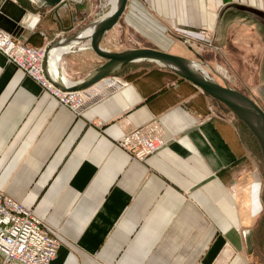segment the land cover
<instances>
[{"label":"crops","instance_id":"1","mask_svg":"<svg viewBox=\"0 0 264 264\" xmlns=\"http://www.w3.org/2000/svg\"><path fill=\"white\" fill-rule=\"evenodd\" d=\"M30 1L0 0V28L42 49L104 16L94 0H69L61 19ZM70 47V82L106 61L87 39ZM100 47L198 60L231 86L213 49L264 109V0H127ZM83 90L74 112L0 52V191L60 231L52 264H264L263 159L232 111L151 61ZM155 125L163 143L146 158L119 146Z\"/></svg>","mask_w":264,"mask_h":264},{"label":"built area","instance_id":"2","mask_svg":"<svg viewBox=\"0 0 264 264\" xmlns=\"http://www.w3.org/2000/svg\"><path fill=\"white\" fill-rule=\"evenodd\" d=\"M0 52L8 63L26 71L60 105L74 112L87 107L92 97L84 90H63L48 80L42 67L44 49L19 43L11 32L0 28ZM162 143L157 125L146 134L134 128L118 141L120 147L139 160L152 154ZM58 246L57 235L32 209L0 191V264H52Z\"/></svg>","mask_w":264,"mask_h":264},{"label":"water","instance_id":"3","mask_svg":"<svg viewBox=\"0 0 264 264\" xmlns=\"http://www.w3.org/2000/svg\"><path fill=\"white\" fill-rule=\"evenodd\" d=\"M41 7L53 8L54 14L58 17L57 10L67 0H38ZM127 0H116L113 9L109 10L103 17L91 21L74 34L52 41L45 49L43 59V71L54 85L63 90H82L92 86L99 80L114 74L124 65L151 61L156 62L179 74L183 78L198 85L205 93L215 100L224 104L236 117H238L255 136L263 159L262 167V200L264 203V109L249 95L239 91L227 84H220L210 77L203 69H198L192 59L158 51L152 48L130 49L121 52H112L100 47V42L106 31L111 29L118 21L124 10ZM2 17V13H0ZM10 31V30H9ZM82 39L89 40V47L99 57L106 61L94 69V71L83 81L67 87L61 78H51L47 71V58L50 50L65 45L71 46Z\"/></svg>","mask_w":264,"mask_h":264},{"label":"bare ground","instance_id":"4","mask_svg":"<svg viewBox=\"0 0 264 264\" xmlns=\"http://www.w3.org/2000/svg\"><path fill=\"white\" fill-rule=\"evenodd\" d=\"M37 3L39 2L38 0H36ZM69 0H67L66 3H68ZM110 2L112 3L111 7L109 8V10L113 9L114 5H115V2L116 0H110ZM66 3H64L63 5H65ZM60 8V7H59ZM58 8V9H59ZM108 10V11H109ZM57 13H58V10H57ZM105 15V14H104ZM59 16V15H58ZM59 19L60 16H59ZM97 20V19H95ZM48 46V45H47ZM47 46L45 47V49L47 48ZM44 49V48H43ZM44 49V50H45ZM71 50V47L69 45H65V46H62V47H55V48H52L48 54V58H47V71H48V74L51 78L55 79V78H61L63 79L65 85L67 87H71L79 82H70L68 81L65 76L63 75L62 71H61V68H60V59L62 57V55L68 51ZM5 57V56H4ZM6 59V57H5ZM44 59V58H43ZM194 62V65L196 68L198 69H203V71H205L210 77L214 78L216 80V78L210 74L208 72V70L206 69L207 67H204L203 64L201 63V61H198V60H193ZM8 62V61H7ZM43 67V65H42ZM209 68V67H208ZM216 74V73H215ZM218 75V74H217ZM84 80V79H83ZM82 80V81H83ZM218 82V80H216ZM81 82V81H80ZM83 90V89H82Z\"/></svg>","mask_w":264,"mask_h":264},{"label":"rangeland","instance_id":"5","mask_svg":"<svg viewBox=\"0 0 264 264\" xmlns=\"http://www.w3.org/2000/svg\"><path fill=\"white\" fill-rule=\"evenodd\" d=\"M36 1V0H35ZM31 3H34L35 5H36V3L34 2V0H32V1H30ZM37 2V1H36ZM95 4H97L98 5V9H97V12L99 13V14H106L105 12H108V8H109V6H110V1L109 0H94L93 1ZM97 2V3H96ZM30 46H33V45H30ZM33 47H35V46H33ZM209 49V50H208ZM207 49V51H208V53H211V54H203L206 58H208V59H210L211 61H213V63H214V65H215V69L219 72V73H222V74H224V76L226 77V79H227V81H228V83L232 86V87H237V88H243L242 87V85L240 84V82L237 80V78H236V76L234 75V73H233V71H231V69L230 68H228L227 67V65L224 63V62H222L220 59H219V56H218V54H216V53H214L215 52V50H213V49H211L212 50V52L210 51V48H208ZM190 56H192V57H195L193 54H190ZM260 57H261V55H260ZM15 67V66H14ZM16 69H19V70H21L20 68H17V67H15ZM207 70H208V72L210 73V74H214L213 72H211V70H209L208 69V67L206 68ZM22 72H23V74L25 75V76H28L27 74H26V71H24V70H21ZM216 78V80H217V77H215ZM33 79V78H32ZM34 80V79H33ZM35 81V80H34ZM36 82V81H35ZM236 89V88H235ZM240 89V90H241ZM260 159H261V155H260ZM262 161V160H261ZM53 231H54V233L57 235V237H58V240H59V242H60V236H61V233H60V231L59 230H54L53 229ZM60 244V243H59Z\"/></svg>","mask_w":264,"mask_h":264}]
</instances>
